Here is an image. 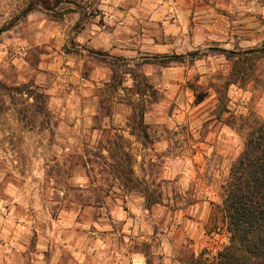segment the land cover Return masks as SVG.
Segmentation results:
<instances>
[{
    "label": "rangeland",
    "instance_id": "374dc122",
    "mask_svg": "<svg viewBox=\"0 0 264 264\" xmlns=\"http://www.w3.org/2000/svg\"><path fill=\"white\" fill-rule=\"evenodd\" d=\"M76 2L88 9V38L106 13L129 17L118 60L83 51V41L70 53L67 43L61 53L25 41L36 14L71 36L77 7L60 20L42 10L24 17L28 0H0V76L34 81L52 113L42 132L0 118V264H218L229 244L218 206L246 143L240 127L264 119V60L247 84L229 86L217 119L231 62L216 50L264 48V0ZM141 112L145 142L131 134Z\"/></svg>",
    "mask_w": 264,
    "mask_h": 264
},
{
    "label": "trees",
    "instance_id": "16d2710c",
    "mask_svg": "<svg viewBox=\"0 0 264 264\" xmlns=\"http://www.w3.org/2000/svg\"><path fill=\"white\" fill-rule=\"evenodd\" d=\"M74 6L81 8L76 0H28L23 14L26 17L42 10L48 16L60 20L76 12ZM216 51L224 54L231 62L227 81L222 87L216 88L218 103L215 112L217 119H221L228 112L229 86L236 83L245 85L255 76L259 63L264 60V48L242 52ZM91 55L103 60H118L106 57L108 54L101 51H91ZM3 115L19 118L42 132L51 124L49 95L34 81H9L5 75L0 76V118ZM135 122L137 123L131 126V134L144 142L148 141L150 136L143 112L139 118H135ZM240 129L246 131V143L243 152L231 167L223 202L218 206L229 234V244L219 254L218 264H264V119L249 118ZM120 164L118 163V167H122ZM118 167L114 170L115 175L129 180L131 189L141 188L139 180L132 178V169L128 179L124 170H118ZM47 177L51 178V169L47 172ZM141 193H146V199L151 201L149 188L141 190ZM150 203L157 204L158 201L152 200ZM190 264L204 263L201 258H193Z\"/></svg>",
    "mask_w": 264,
    "mask_h": 264
},
{
    "label": "crops",
    "instance_id": "0c3cea01",
    "mask_svg": "<svg viewBox=\"0 0 264 264\" xmlns=\"http://www.w3.org/2000/svg\"><path fill=\"white\" fill-rule=\"evenodd\" d=\"M104 2V1H103ZM104 9H112L109 4L102 5ZM82 16L81 20H79L78 24L74 27V33L70 36V34L67 33V25L66 23H55L47 20V18L44 15L36 14L30 16L27 23L25 24V28H27L29 32V38L25 41L30 44V46H43L45 45V48L50 45L52 48V51L57 50L61 52V46L64 43L70 44L71 41H80L84 43H88V45L91 47H87L86 45L82 46V50L85 52L91 51H101L105 52L108 55L106 57H113L118 58L122 54V48L124 43H127L129 40H123L122 36H120V29L123 27H127L129 24V17L119 16V14H113V13H106L105 20L107 21V24L104 27H98L95 25H92V36L90 38L85 37L81 34V27L80 24L82 21H84L88 14V9L81 6L80 9H78ZM113 11V10H108ZM118 12H121V10L117 9ZM75 13V12H74ZM65 17V16H64ZM80 29V33H78ZM33 31V33H31ZM37 37L36 39H34ZM22 41L20 45L25 44L26 42ZM82 42V43H83ZM72 47L69 45V53ZM125 54H128V50H124ZM62 53V52H61ZM48 54V53H47ZM45 57H49L50 55H44ZM42 65L48 66L44 61H42ZM50 67H53V65H50ZM61 67V66H59Z\"/></svg>",
    "mask_w": 264,
    "mask_h": 264
}]
</instances>
